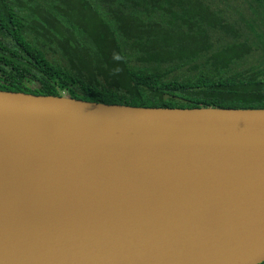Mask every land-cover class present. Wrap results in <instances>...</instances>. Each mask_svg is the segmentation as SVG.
<instances>
[{"label":"water","instance_id":"obj_1","mask_svg":"<svg viewBox=\"0 0 264 264\" xmlns=\"http://www.w3.org/2000/svg\"><path fill=\"white\" fill-rule=\"evenodd\" d=\"M264 108L0 90V264H260Z\"/></svg>","mask_w":264,"mask_h":264},{"label":"trees","instance_id":"obj_2","mask_svg":"<svg viewBox=\"0 0 264 264\" xmlns=\"http://www.w3.org/2000/svg\"><path fill=\"white\" fill-rule=\"evenodd\" d=\"M60 88L108 104L264 108V0H0V90Z\"/></svg>","mask_w":264,"mask_h":264},{"label":"rangeland","instance_id":"obj_3","mask_svg":"<svg viewBox=\"0 0 264 264\" xmlns=\"http://www.w3.org/2000/svg\"><path fill=\"white\" fill-rule=\"evenodd\" d=\"M31 86H32V87H35V86H36V83H35V82L31 83ZM60 94H61L62 96H67V92H66V90H65V89H62V88H60ZM263 262H264V261H263Z\"/></svg>","mask_w":264,"mask_h":264}]
</instances>
